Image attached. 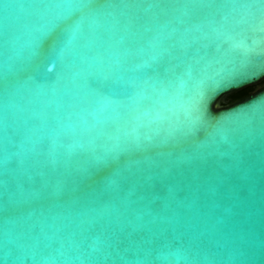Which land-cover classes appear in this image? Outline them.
Segmentation results:
<instances>
[{"label":"water","instance_id":"obj_1","mask_svg":"<svg viewBox=\"0 0 264 264\" xmlns=\"http://www.w3.org/2000/svg\"><path fill=\"white\" fill-rule=\"evenodd\" d=\"M254 17L264 0H0V264H264V89L221 108L264 81ZM130 164L171 177L134 194Z\"/></svg>","mask_w":264,"mask_h":264},{"label":"snow or ice","instance_id":"obj_2","mask_svg":"<svg viewBox=\"0 0 264 264\" xmlns=\"http://www.w3.org/2000/svg\"><path fill=\"white\" fill-rule=\"evenodd\" d=\"M239 26L246 27L247 30L252 33V35L249 37L252 50L258 51L259 54L264 55V18L254 17L252 19L241 22ZM63 36L64 28L62 26H57L48 36L46 40V46H55L60 40L63 39ZM158 61L159 60H156L154 64H157ZM153 71H155V68H153ZM168 118L169 117L163 113L157 114L156 117V119L160 121H166L168 120ZM170 177L171 173L164 169L160 171L159 177H157L148 173H142L138 171L135 164H130L125 170L122 184L128 191L135 194L140 192L142 189H152L156 184L166 181ZM58 182L62 184V178ZM80 184L81 182H77L74 185L73 191L75 195H78V193L81 191ZM46 190V188L41 189L38 195H43L44 191Z\"/></svg>","mask_w":264,"mask_h":264},{"label":"trees","instance_id":"obj_3","mask_svg":"<svg viewBox=\"0 0 264 264\" xmlns=\"http://www.w3.org/2000/svg\"><path fill=\"white\" fill-rule=\"evenodd\" d=\"M264 89V81L261 82L258 86L254 87V88H250V89H246L238 94H235L231 97H229L224 104L221 105V108H225L230 106L231 104L238 102V101H242L246 98H248L249 96L255 94L256 92H259L261 90Z\"/></svg>","mask_w":264,"mask_h":264}]
</instances>
